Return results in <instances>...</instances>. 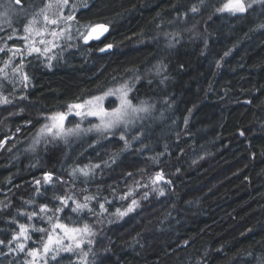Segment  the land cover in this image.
Wrapping results in <instances>:
<instances>
[{"label": "trees", "instance_id": "16d2710c", "mask_svg": "<svg viewBox=\"0 0 264 264\" xmlns=\"http://www.w3.org/2000/svg\"><path fill=\"white\" fill-rule=\"evenodd\" d=\"M8 1L34 4L35 18L54 3ZM226 2L56 4L65 19L55 25L58 39L45 44L57 45L46 53L50 61L17 56L0 72V97L11 101L0 103V264L31 262L27 253L42 250L53 216L91 225L95 235L81 246L91 248L87 264H264V0H244L251 7L243 13L218 11ZM48 11L55 14L54 6ZM102 25L108 33L85 43L82 29ZM12 29L0 27L2 64L25 42L11 39ZM125 82L135 105L150 106L128 126L97 131L99 119L71 114L65 128L79 124L78 134L41 133L49 115ZM106 98L107 109L117 105ZM83 168L88 176L74 173ZM157 173L163 180L153 184ZM57 196L92 197V211L73 212L72 200L65 207ZM133 199L134 210L120 216ZM19 224L30 236L21 238L24 251L8 243ZM80 252L37 264H84Z\"/></svg>", "mask_w": 264, "mask_h": 264}, {"label": "snow or ice", "instance_id": "6c2138e0", "mask_svg": "<svg viewBox=\"0 0 264 264\" xmlns=\"http://www.w3.org/2000/svg\"><path fill=\"white\" fill-rule=\"evenodd\" d=\"M57 4L67 5L69 0H56ZM14 3L20 4L21 0H14ZM0 7H5L4 12H0V17L7 18L10 12L12 11L11 8L6 7L5 5H0ZM52 4L45 5L44 9H41L40 13L37 15H43V19L46 24H57L59 19H65V17L59 16L57 18H50L46 14V9L51 8ZM247 7H251V5H246L244 3V0H227V2L223 5L222 8L218 9V11H229L232 13H243L246 11ZM197 9L193 8L192 11L195 12ZM66 19L71 20L73 19L72 16L66 17ZM38 21L35 17H33L32 20L29 21L27 25L24 27V32L28 33L29 35L23 37L25 40H29L31 38V34L33 31H35V35L41 36L43 35V32L45 29L36 28V24ZM103 28V26H100ZM63 32V30H61ZM54 37L59 35L56 31H52L51 33ZM81 37L84 39L85 43L88 42V39L91 37V33L88 35L81 34ZM11 38V37H10ZM40 44H44L45 41L41 39L39 41ZM109 47H111L109 45ZM26 48L28 50V53L31 54L32 52H41L40 48L37 47H29L26 45ZM2 51V49H0ZM44 52L48 51L47 48L43 49ZM8 62H6L7 65ZM18 68H22V65L18 66ZM4 69H0V72H3ZM14 71H17V69H14ZM23 80L25 82L28 81V76L24 75ZM131 91V88L127 84V82L120 84L116 87L109 88L106 91H104L101 95L92 96L91 98L83 101L82 103H70L67 105V111H61V112H55L47 117V119L50 121L49 124H46L42 129L41 133H51L54 137H60V136H66L69 134H78L80 131V125L76 124L73 128H65L64 121L68 118L69 115L74 114L78 117H84V116H95L99 119L100 123L93 125V128L97 131H110L114 128L119 127L120 125L127 126L129 123L132 122L134 118H136L137 113L142 112H148L150 110V106L146 105L144 102H141L140 105H134L132 101L129 98V93ZM115 97L118 101V104L114 107H112L110 110L106 109L104 107V100L106 97ZM0 103H11L7 99V97H0ZM73 110H75L73 112ZM243 134V133H241ZM121 139H124V136H121ZM127 146V142H126ZM96 167H99L98 165ZM80 172L84 176H88L90 169L83 168V169H74L75 172ZM163 180V176L160 173L156 174L155 179L152 181L153 184ZM44 181L47 183L51 181V175L46 174L44 177ZM37 184L40 183V181L36 182ZM138 183V182H137ZM130 194V193H129ZM160 195H164L163 191H160ZM147 197V193H145V198ZM124 199L125 197H121ZM56 199L60 201V204L67 207L68 200H72V203L75 205L72 207L73 212H79L84 209H88L89 211H92L89 209V205L87 201L91 200L92 197L85 196L84 203H79L72 199V197H60L57 196ZM137 206V201L133 199L131 201V204L127 207L126 210L120 211L117 210L118 214L120 216L126 215L128 212H131L134 210V207ZM101 209H104V205H100ZM40 211L47 212L48 208L47 206H41ZM54 213H59L63 211V208L56 207L54 210ZM22 215L24 213H21ZM28 219L31 220L35 213H28ZM49 224L51 225L52 231L47 232V239L43 242L42 250L40 249H30L28 251V255L32 257L31 262H27L26 264H37V261L41 258H46L51 254V259L55 260L56 256L61 251L66 252H73L75 249H81L80 256L81 259L84 260V264H87L86 257L88 256L89 252L91 251V248L88 249V251H84L81 246L85 243L86 237H92L95 235V233L92 230L91 225L84 223L83 226H70L69 224L60 222V217L53 216L47 218ZM55 220V222H53ZM20 231L17 234H14L12 237V240L8 241L9 244H11L13 241H17L16 247L20 251H24L25 244L21 240H28L30 239V236L28 234V226L25 224H19L18 225ZM56 229H60L63 233V236L61 237L58 233H56ZM38 230L40 232H46V229L39 228L34 229ZM68 240L69 243L65 244L64 240ZM4 243L3 241H0V244ZM87 243L91 245L92 241L91 239L87 240Z\"/></svg>", "mask_w": 264, "mask_h": 264}, {"label": "rangeland", "instance_id": "374dc122", "mask_svg": "<svg viewBox=\"0 0 264 264\" xmlns=\"http://www.w3.org/2000/svg\"><path fill=\"white\" fill-rule=\"evenodd\" d=\"M8 2H9L8 0H0V5H5L6 7L10 8ZM56 4H57L56 0H54V3H52V6H54V8H55V14H53L52 11H48V13H46L50 18H57L56 17V15H57ZM11 9H12V11L10 12V14L8 15L7 18L0 17V27L7 25V26H10L14 29V30L12 29L13 30L12 33H14V35L11 37V39L25 40L23 37H25L29 34L24 32V27H25V25H27L29 23L30 20L33 19L32 17H35V14H36V11H34L35 10L34 4L27 5V6H22L20 4L19 7H14ZM4 11H5V7H0V12H4ZM33 11L35 13H33ZM51 12H52V14H49ZM36 20L38 21V23L36 24L35 27L40 28V29H45V31L43 32V35L37 36V35H35V31H33V33L31 34V38L29 40H25V42L23 43V46L21 48L12 47L10 58L8 60H6L3 64L0 63V69H4V71L9 70L8 67H12V63L15 60V57H17V56L20 57L19 61H21V63H22V60L24 61L25 59H28L31 55H38V54H40V55L42 54L41 58H43L46 62L50 61L51 57L49 55H47L46 53L48 51L51 52L54 49V47H56L57 45L53 44V46H52V44H51V45H49L50 48H47L45 44L47 43L48 40L53 41L54 36L51 33H52V31H56L57 33H59L58 28H55L56 24L55 25L46 24L44 19H43V15H39L38 17H36ZM57 24H59V20H58ZM42 25H45V27H42ZM96 28H97V26L91 27V28L87 29V31L85 30V28H83L82 32L84 33L86 31L85 35H88L89 33H91V35H92V33L95 31ZM67 31H69V30L68 29L63 30V35H65ZM57 36H56V38H57ZM41 39H43L45 41L44 44L39 43V41ZM6 43H8V42H6ZM26 45H28L29 47H37L40 49H41V47L44 49L46 47L48 49V51H46V52H44V51L32 52L31 54H29L28 50L26 48ZM44 45H45V47H44ZM51 46H52V48H51ZM6 62H8L7 65H6ZM129 98L131 100L130 93H129ZM105 99H107V98H105ZM114 99H116V98L114 97ZM104 101H106V100H104ZM117 104H118V101H117ZM105 106H106V104L104 105V107ZM108 110H110V109H108ZM137 114H136V117H137ZM85 117L89 118L91 120L92 119H94V120L98 119L95 116H85ZM64 125H65V121H64Z\"/></svg>", "mask_w": 264, "mask_h": 264}, {"label": "water", "instance_id": "95a60500", "mask_svg": "<svg viewBox=\"0 0 264 264\" xmlns=\"http://www.w3.org/2000/svg\"><path fill=\"white\" fill-rule=\"evenodd\" d=\"M102 26H103V28H101V27L99 26V27H97V28L95 29V31L92 33V35H91V37H90V39H91L92 41H94V40H99V39L103 38V37L108 33L109 28H108L107 26H105V25H102ZM109 49H110V47H109Z\"/></svg>", "mask_w": 264, "mask_h": 264}]
</instances>
